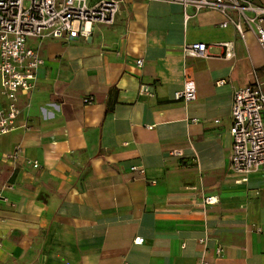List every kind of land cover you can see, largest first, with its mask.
<instances>
[{
  "label": "crops",
  "instance_id": "0c3cea01",
  "mask_svg": "<svg viewBox=\"0 0 264 264\" xmlns=\"http://www.w3.org/2000/svg\"><path fill=\"white\" fill-rule=\"evenodd\" d=\"M225 19L128 0L89 38L29 40L44 62L18 92L27 127L0 134V264H264V169L228 168L232 94L254 79L264 93V50ZM190 78L197 98L175 100Z\"/></svg>",
  "mask_w": 264,
  "mask_h": 264
},
{
  "label": "built area",
  "instance_id": "2783aa9c",
  "mask_svg": "<svg viewBox=\"0 0 264 264\" xmlns=\"http://www.w3.org/2000/svg\"><path fill=\"white\" fill-rule=\"evenodd\" d=\"M128 0H0V134L12 132L18 127L16 120L21 112L18 106V92L29 91L36 85L37 72L44 62L40 52L29 44L30 39L72 40L89 38L94 26L112 25L122 5ZM165 3H179L186 10L192 7L196 12L203 9L219 11L226 19L220 26H233L240 36L249 29L256 35L264 50V4L253 0H148ZM188 17L187 15H185ZM225 47L224 56H230L231 43L219 42ZM205 42H189L184 51L187 55L206 56ZM143 65L142 59L136 61ZM196 81L190 78L183 87L176 90L175 100L191 102L197 98ZM138 92L153 95V84L142 83ZM84 103L93 102L94 97L83 98ZM231 150L228 168L240 173L238 181H247L252 171L264 169V93L257 80L238 86L232 94L230 109ZM195 120V119H193ZM218 122V121H216ZM19 146L6 158L19 157ZM172 155L182 156V149H173ZM33 166H38L36 161ZM138 169L134 166L133 169ZM142 171V169H141ZM217 197L206 196L205 205L215 203ZM137 236L134 243H142ZM207 242L206 237L199 239ZM182 247L185 242H182ZM217 256L224 254L223 246L216 244Z\"/></svg>",
  "mask_w": 264,
  "mask_h": 264
}]
</instances>
